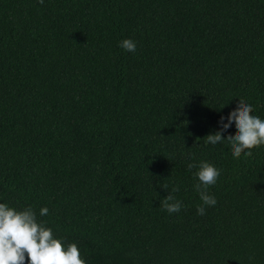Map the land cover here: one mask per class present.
<instances>
[{"label":"trees","instance_id":"trees-1","mask_svg":"<svg viewBox=\"0 0 264 264\" xmlns=\"http://www.w3.org/2000/svg\"><path fill=\"white\" fill-rule=\"evenodd\" d=\"M239 100L264 120V0H0V203L85 264H264V145L206 143Z\"/></svg>","mask_w":264,"mask_h":264},{"label":"clouds","instance_id":"clouds-1","mask_svg":"<svg viewBox=\"0 0 264 264\" xmlns=\"http://www.w3.org/2000/svg\"><path fill=\"white\" fill-rule=\"evenodd\" d=\"M43 3V0H38ZM119 46L126 51L134 52L136 44L131 39H124ZM221 117V129L215 134L206 136V143L215 145L227 141L231 145L233 158H239L241 154L251 156L250 151L254 147L264 145V120L252 114L251 105L239 100L237 107L231 111L224 123ZM235 122V135L223 138L222 133L229 129ZM189 169L198 167L194 174L198 183L194 189L199 193L203 205L214 206L215 198L208 193V188L214 185L220 175L219 170L206 161L199 165L190 163ZM178 192L176 187L172 190ZM162 207L169 214L178 213L182 203L169 193L162 200ZM205 208L197 206V213L203 215ZM48 214V209L42 208L40 215ZM85 264L81 259L76 244H68L66 247L61 240L53 237L52 230L44 227L36 220V214L30 209L17 211L6 204L0 203V264Z\"/></svg>","mask_w":264,"mask_h":264}]
</instances>
